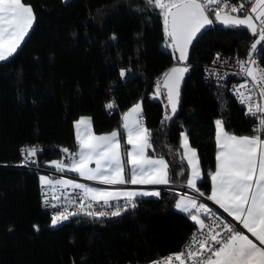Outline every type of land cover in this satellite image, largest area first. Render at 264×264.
I'll return each mask as SVG.
<instances>
[{"label":"trees","instance_id":"16d2710c","mask_svg":"<svg viewBox=\"0 0 264 264\" xmlns=\"http://www.w3.org/2000/svg\"><path fill=\"white\" fill-rule=\"evenodd\" d=\"M22 2L33 6L36 21L17 53L0 62V264H143L179 250L195 226L175 209L178 195L164 189L159 197H136V207L119 216L79 214L50 226L40 206L41 173L15 165L22 161L19 149L40 145L36 162L46 166L60 159L58 145L77 150L79 116L91 119L95 133L110 132L139 102L152 134L146 155L169 163L171 184H187L189 165L180 146V133H187L199 158L197 186L208 196L216 168L215 120L231 134L254 132L229 89L204 81L203 67L218 52L247 55L255 39L248 29L215 22L202 31L189 49L177 112L162 123L168 108L153 79L178 60L166 47L161 16L144 0ZM257 62L264 67V48ZM120 68L131 69L126 79Z\"/></svg>","mask_w":264,"mask_h":264},{"label":"snow or ice","instance_id":"6c2138e0","mask_svg":"<svg viewBox=\"0 0 264 264\" xmlns=\"http://www.w3.org/2000/svg\"><path fill=\"white\" fill-rule=\"evenodd\" d=\"M153 9H159L163 16L166 47L171 48L174 54L179 53L178 64H183L188 58L189 47L198 38L202 31L213 23H219L226 28H247L253 36H258L251 45V51L246 60H237L239 73L246 77L245 82L234 91L241 104L248 107V115L255 117L258 124L253 129L254 134L236 135L225 129V123L215 121L216 168L211 173V195L206 197L218 205L223 213L231 217L236 224L222 219L205 203L187 194H178L174 207L185 213L193 222L195 231L189 242L180 252L170 254L151 264H264V103H257L253 96L257 93L264 101V67L254 59L258 45L264 48V0H240L234 4L232 0H145ZM250 4V7L247 5ZM214 14L215 20L210 18ZM36 21L33 6L22 0H0V62L10 60L18 51L25 38L29 35ZM116 39L115 35L112 37ZM221 60L218 53L213 63ZM188 66H173L163 74V87L167 90L168 106L171 115L167 112L162 123L172 119L177 112L180 102V85ZM131 69L120 68L121 79H126ZM209 75H216L210 72ZM208 79V76H206ZM251 83V87H249ZM160 94V82L157 81V95ZM114 102H109L106 108L113 109ZM121 127L127 134L128 145L131 150L122 148L123 133L113 130L108 134L94 135L91 128V119L81 116L74 121L76 140L79 151L71 156L70 164L62 161H52L56 170L65 169L78 173L87 180H94L100 184H158L167 185L172 182L169 163L163 158L150 159L145 150L151 145V131L144 125L141 104L137 103L122 116ZM83 129V134H82ZM181 148L184 153L181 159H186L191 169L187 177L186 187L198 192L204 197L205 193L198 188L201 180V171L197 150L189 144L188 134L180 133ZM39 146H22V164L42 152ZM68 153V149H62ZM131 164V179H125L124 157ZM71 158V157H70ZM94 168H89L90 163ZM180 175H184L181 170ZM42 191L47 186H60L61 189L70 187L80 190L76 197H69L62 193L66 203L73 205L78 199V211H69L63 207L51 216V225L56 227L72 216L83 213L95 218L105 216H119L128 207L135 208V198L138 196L159 197V191H128L106 190L89 187L74 180H51L48 176H40ZM59 201V197H54ZM123 199L124 204L119 205ZM115 201L116 205L111 202ZM87 202V208L83 207ZM113 208L112 211H91L93 204H101ZM44 203L48 204L47 194ZM52 208L59 209V203L51 204ZM204 217L205 219H202ZM207 220V222H206ZM36 230L38 227L33 226ZM243 230H247L249 235Z\"/></svg>","mask_w":264,"mask_h":264},{"label":"built area","instance_id":"2783aa9c","mask_svg":"<svg viewBox=\"0 0 264 264\" xmlns=\"http://www.w3.org/2000/svg\"><path fill=\"white\" fill-rule=\"evenodd\" d=\"M232 2L234 4H238L240 2V0H232ZM246 3H247V0H246ZM247 6L250 7V4H248ZM154 10L161 16V18L163 20V16L160 14V10L159 9H154ZM212 15H210L211 19H212ZM254 39L255 40L258 39V36H255ZM260 47L261 46L258 45V50ZM249 51H251V47H250ZM218 53L220 54L221 60L216 62V63H213V61L215 60ZM218 53H215L212 56L210 62L207 63L206 65H204L203 71H202V77H203L204 81L207 83L227 87L229 89L230 93L235 97L238 104L244 107L246 114H247L248 113L247 105L241 104L239 102V98L236 95L234 89L239 87V85L243 84L245 82V79H246V77H244V76L237 75V73H239V67H238L236 62H237V60H246L248 58V54L245 56H241L237 53H224V52H218ZM257 54H258V51L254 55V59H256V61H257ZM257 64H259V63L257 62ZM210 72H214V73H216V75H209ZM206 76H208V79H206ZM160 80H161V77H155L153 79L154 87L157 86V81L160 82ZM249 87H251V83H249ZM253 100H255L257 103H264V101L260 100L258 91L253 96ZM250 118L253 120V129H254L256 127V125L258 124V120L255 117H250ZM143 123L145 124L144 117H143ZM22 146H28V147L39 146L41 148L40 145H36V144H32V143L24 144ZM21 147H20V149H21ZM57 147L61 150V156H60L61 161L68 162L73 158L71 156V154L74 153V151L67 148L69 151H68V153H65L62 151V149L66 148V147L61 146V145H58ZM20 149H19V152H20ZM20 155H21V152H20ZM21 158L23 161L24 157L21 156ZM31 159L35 160V163H32L31 160H29V162H27L26 164H22L21 163L22 161H21L20 163H17L15 165L18 167H24L27 169H31V170L40 172L43 175L47 174V175H51V176H58V177L74 180V181H77L81 184L88 185L90 187L110 188V189H136V188H149V189H160V190L164 189V190H169V191L175 192L177 195L178 194H187L189 196L195 197L199 202L205 203L214 212H216V214L218 216H221L222 219L226 220L227 222L232 223L233 225L236 224V221H233L231 217L227 216V213H223V210L219 209L218 205H215L212 201L207 200L206 199L207 196H204V197L199 196L198 192H193L192 190L188 189L186 187V184H171V183L167 184V185H158V184H155V185L154 184H135L134 185L131 183L117 184V185L100 184L94 180L84 179L83 177L79 176L78 174H75L72 172H68L65 170L63 172H60V171H57L56 168H53V167L40 166L36 162V156L31 158ZM39 188H40V206H41L42 210L48 214L49 217H51L54 212H56L58 210H62L63 207H68L69 211H78L77 206L80 204V201L77 199L75 204L68 205L66 203L62 193H67V195L69 197L74 198L79 194L80 190H72L70 187H65V188L61 189L60 186L57 185V186H55V188H53L52 186H47L42 191L41 183L39 184ZM45 193L47 194L48 199H49L48 204L44 203ZM54 197H59L60 198L59 201H57L56 199H53ZM53 203H59L60 208L59 209L52 208L51 204H53ZM111 203L113 205H116L115 201H113ZM123 204H124V201H123V199H121L119 201V205H123ZM83 207L85 209L87 208V202L84 203ZM90 210L91 211L110 212L113 210V208L104 207V206H102V202H101V204H95L94 203L93 208ZM81 214L84 215L83 213H81ZM108 216H110V215H108ZM105 217H107V216H105ZM201 218L205 219L204 217H201ZM206 222H207V220H206ZM195 230L196 229H194L193 232ZM193 232L183 242V244L181 245L179 250L168 252L162 256L153 258V259H151V260H149L143 264H151V262L154 260H158V259L166 257L170 254L180 252L183 249V247L185 246L186 242H189L190 237L193 235ZM174 264H178V262H174Z\"/></svg>","mask_w":264,"mask_h":264},{"label":"crops","instance_id":"0c3cea01","mask_svg":"<svg viewBox=\"0 0 264 264\" xmlns=\"http://www.w3.org/2000/svg\"><path fill=\"white\" fill-rule=\"evenodd\" d=\"M156 87V86H155ZM137 103H139V102H136V103H134V104H132L130 107H128L123 113H122V116H123V114L125 113V112H127L130 108H132L135 104H137ZM82 116H84V117H88V116H85V115H82ZM122 116H121V125H122V123H123V120H122ZM81 116H79L77 119H79ZM76 119V120H77ZM75 120V121H76ZM217 120V119H216ZM215 120V121H216ZM91 128H92V126H91ZM215 128H216V126H215ZM113 131V130H112ZM116 131H119V132H121V133H123V137H122V139H121V144H122V148H124L125 150H131V145H128L127 143H126V141H127V134H126V132H124V130H123V128L120 126V128L118 129V130H116ZM111 132V131H110ZM110 132H105V133H95L93 130H92V133L94 134V135H97V136H99V135H104V134H108V133H110ZM82 134H83V129H82ZM74 135H75V139H76V129H75V127H74ZM77 141V140H76ZM217 146H216V152H217ZM79 151V145H78V147H77V150L74 152V153H76V152H78ZM183 151H184V149H183ZM145 155H146V150H145ZM147 156V155H146ZM148 158H150V159H159V158H151V157H149V156H147ZM72 159H79V157L78 156H75V157H73ZM52 161H61V159H52V160H50V161H48L47 163H46V166H48V167H53V168H56L55 167V165L52 163ZM187 161V160H186ZM63 162V161H62ZM71 163V160L70 161H68V162H63V164H70ZM88 167L89 168H94L95 167V163L93 162V163H90L89 165H88ZM131 168H132V166H131V164H128L127 163V157L125 156L124 157V169H125V173H126V175H125V179L126 180H130L131 179ZM65 171H68V172H72V171H69V170H67V169H65ZM215 171V170H214ZM72 173H75V172H72ZM75 174H78V173H75ZM191 174V169H190V167H189V175ZM79 175V174H78ZM42 176H48L51 180H53V181H55V180H60V179H63V180H70V179H66V178H62V177H58V176H51V175H47V174H44V175H42ZM77 182V181H76ZM77 183H79V182H77ZM90 187V186H89ZM94 188H98V187H94ZM102 189H106V190H128V191H159L160 192V189H149V188H136V189H110V188H102ZM211 190H212V181H211ZM209 195H211V192H210V194ZM138 197H155V196H138ZM244 232H245V234H247V235H249V238H251V239H253L254 240V242H256V243H259L258 241H255V238L254 237H252L251 236V234L250 233H247V230H243Z\"/></svg>","mask_w":264,"mask_h":264},{"label":"water","instance_id":"95a60500","mask_svg":"<svg viewBox=\"0 0 264 264\" xmlns=\"http://www.w3.org/2000/svg\"><path fill=\"white\" fill-rule=\"evenodd\" d=\"M212 19L213 20H215V17H214V14L212 15ZM210 27V26H209ZM245 29H247V28H245ZM250 32V31H249ZM250 35H251V37L252 38H255V36H253V34L250 32ZM189 49H190V47H189ZM176 54V56H177V60H178V58H179V53H175ZM188 54H189V50H188ZM188 59V58H187ZM186 62H187V60L183 63V64H178V62L177 63H174V64H172L165 72H167L170 68H172L173 66H188L187 64H186ZM164 72V73H165ZM163 73V74H164ZM163 74L161 75V80H160V87H161V89H162V91H163V93H164V100H165V104H166V106H167V108H168V114L169 115H171V110H170V107L168 106V101H167V90L163 87ZM185 76H186V74H185ZM184 79H185V77H184ZM184 79H183V81H184ZM183 81L181 82V85H180V91H181V88H182V85H183ZM177 109H178V106H177ZM176 114V113H175Z\"/></svg>","mask_w":264,"mask_h":264},{"label":"rangeland","instance_id":"374dc122","mask_svg":"<svg viewBox=\"0 0 264 264\" xmlns=\"http://www.w3.org/2000/svg\"><path fill=\"white\" fill-rule=\"evenodd\" d=\"M43 174H41V176H42ZM179 198V197H178Z\"/></svg>","mask_w":264,"mask_h":264}]
</instances>
